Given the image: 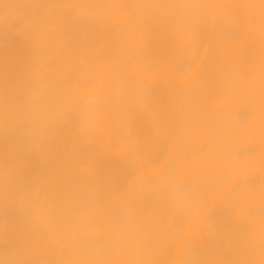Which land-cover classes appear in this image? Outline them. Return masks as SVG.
Returning a JSON list of instances; mask_svg holds the SVG:
<instances>
[{
	"label": "clouds",
	"instance_id": "obj_1",
	"mask_svg": "<svg viewBox=\"0 0 264 264\" xmlns=\"http://www.w3.org/2000/svg\"><path fill=\"white\" fill-rule=\"evenodd\" d=\"M0 264H264V0H0Z\"/></svg>",
	"mask_w": 264,
	"mask_h": 264
}]
</instances>
